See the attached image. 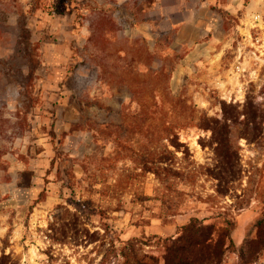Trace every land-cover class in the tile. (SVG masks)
Segmentation results:
<instances>
[{
    "label": "rangeland",
    "instance_id": "1",
    "mask_svg": "<svg viewBox=\"0 0 264 264\" xmlns=\"http://www.w3.org/2000/svg\"><path fill=\"white\" fill-rule=\"evenodd\" d=\"M19 3L0 0V264H163L193 217L236 221L220 264H264V0Z\"/></svg>",
    "mask_w": 264,
    "mask_h": 264
},
{
    "label": "trees",
    "instance_id": "2",
    "mask_svg": "<svg viewBox=\"0 0 264 264\" xmlns=\"http://www.w3.org/2000/svg\"><path fill=\"white\" fill-rule=\"evenodd\" d=\"M15 1V9L14 11L19 14V16H24L25 11L22 8V5L19 3V0ZM39 8V7H37ZM36 9V8H34ZM33 10V9H32ZM173 58L175 61H178L183 57V55H177V53ZM174 69L172 66L170 71L165 70V68H161L163 77L166 78L165 86L166 89L169 90V80L170 73ZM166 133L168 129H163ZM51 134L53 137L56 136V132L52 129ZM170 134V133H169ZM171 136V135H167ZM167 142L165 148L167 152H171L169 150V145H173L176 147V150L180 147V143L178 139H174L173 137H166ZM159 156V162H167L168 158ZM157 173V170L154 171ZM29 174V173H28ZM9 177H6V181L9 180ZM22 185V183H20ZM29 186V185H22ZM43 190L41 196L45 193ZM228 227L224 230V233L220 234L217 238L215 237L216 231L215 226L212 223H205L202 219L197 217H193L190 221L183 226H181L180 234L176 238H167L166 241H169L170 244L166 246V251L164 254V263L163 264H220L222 263L223 255L225 253L226 246V237L230 238V234L233 229L236 227V221L232 219H227ZM137 238H133L128 240L127 247H132L135 250V246ZM234 245L232 239H229V243L226 248L232 247ZM123 256H125L126 261L125 264L130 260L126 256L125 249L122 251ZM242 260L240 264L244 263V252H241ZM139 258L136 254L135 259ZM139 264H142L144 261L138 260ZM124 264V263H123Z\"/></svg>",
    "mask_w": 264,
    "mask_h": 264
}]
</instances>
